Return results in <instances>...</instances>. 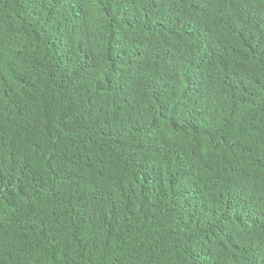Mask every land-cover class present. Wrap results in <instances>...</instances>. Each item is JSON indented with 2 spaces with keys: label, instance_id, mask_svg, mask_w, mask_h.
I'll use <instances>...</instances> for the list:
<instances>
[{
  "label": "trees",
  "instance_id": "1",
  "mask_svg": "<svg viewBox=\"0 0 264 264\" xmlns=\"http://www.w3.org/2000/svg\"><path fill=\"white\" fill-rule=\"evenodd\" d=\"M63 164L71 190L128 203L57 243L35 224ZM0 191L16 198V264H111L136 241L119 213L170 253L157 264L247 254L229 220L264 209V0H0Z\"/></svg>",
  "mask_w": 264,
  "mask_h": 264
},
{
  "label": "clouds",
  "instance_id": "2",
  "mask_svg": "<svg viewBox=\"0 0 264 264\" xmlns=\"http://www.w3.org/2000/svg\"><path fill=\"white\" fill-rule=\"evenodd\" d=\"M2 22L3 29L6 30L8 22L4 16ZM181 167V162L175 160L173 165L165 168L169 170L168 181L180 186V196L183 199L192 189V178H182L180 174L183 168ZM59 170L65 186L57 187L58 190L52 194L42 193L39 200L40 211L35 230L43 237L61 243L75 227H83L87 230L89 225L98 224L116 210L126 208L128 196L120 191L109 190L105 185L91 192L71 190L70 186L78 170L77 164H63L59 166ZM221 193L224 191L222 190ZM15 202L14 195L0 191V264H16L13 257L7 256L12 239L19 233V228L15 224L17 219L13 212ZM56 214H68V218L56 220ZM116 220L118 221L117 231L133 229L136 233V241L132 248L124 247L117 250L111 264H157L162 255L170 257L169 252L161 254V243L151 235L145 223H132L128 219H123L120 213L116 216ZM229 221L236 229L229 232L235 247L249 252L229 263H224L220 258L205 252L203 264H264V209L243 208L236 211ZM188 242L189 237L182 239L175 246L174 255L177 250H183ZM185 254L186 251L183 250L180 259L184 258ZM195 264L201 263L196 259Z\"/></svg>",
  "mask_w": 264,
  "mask_h": 264
}]
</instances>
